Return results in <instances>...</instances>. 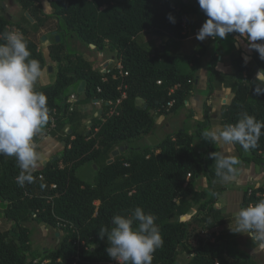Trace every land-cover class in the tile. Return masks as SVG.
I'll list each match as a JSON object with an SVG mask.
<instances>
[{
	"label": "trees",
	"instance_id": "obj_1",
	"mask_svg": "<svg viewBox=\"0 0 264 264\" xmlns=\"http://www.w3.org/2000/svg\"><path fill=\"white\" fill-rule=\"evenodd\" d=\"M15 1L23 14L14 21L0 7V33L17 29L26 39L29 59L38 60L42 69L35 87L47 96L49 109V120L34 142L49 135L64 146L59 156L32 170L34 182L23 187L16 182L21 171L16 160L0 155V264H120L107 254V237L99 232L110 231L115 215L131 218L136 207L155 217L164 241L152 264H252L228 237L216 234L235 219L215 207L229 184L215 175L210 153H221L217 145L208 141L206 150L195 147L188 117L182 131L155 146L142 143L153 134L157 117L186 108L194 83L185 69L201 53L199 46L179 59L137 39L146 32L183 39L184 19L200 10L197 0H46L49 13L41 0ZM50 20L56 31L48 53L55 72L51 85L41 88L49 76L37 37ZM74 42L93 48L107 42L122 70L113 65L100 72L74 50ZM228 63L234 71L228 82L233 98L215 123L234 124L243 112L264 121V95L253 91L264 60L255 51L246 65L241 56ZM81 82L85 87L78 94ZM71 91L91 108L70 110L66 101ZM93 101L102 111L99 117H93ZM124 146L128 149L112 157ZM233 146L241 164L264 166V134L248 157L239 144ZM262 199L264 185L249 186L243 190L242 207ZM30 220L63 231L58 249L41 251L32 245L24 226ZM206 230L211 231L207 240L202 236Z\"/></svg>",
	"mask_w": 264,
	"mask_h": 264
},
{
	"label": "clouds",
	"instance_id": "obj_2",
	"mask_svg": "<svg viewBox=\"0 0 264 264\" xmlns=\"http://www.w3.org/2000/svg\"><path fill=\"white\" fill-rule=\"evenodd\" d=\"M207 17L196 33V39L204 41L225 39L237 33L236 47L241 38L249 50L259 53L264 60V0H197ZM168 20L175 23L170 13ZM0 155L16 160L20 173L16 182L20 187L34 182L31 170L37 166L39 154L34 138L49 120L47 96L36 90L41 75L40 62L29 59L31 52L24 36L17 31L0 33ZM250 57L244 56L246 65ZM253 91L264 95V70L256 74ZM264 129V121L243 112L234 124H227L202 133L206 141L223 145L239 144L244 151L257 146ZM214 159L215 175L224 182L236 179L241 161L232 155L210 153ZM112 226L101 229V238L107 237L106 252L123 264H152L153 254L163 246L160 229L152 214L136 207L131 218L112 217ZM136 225L135 227L133 225ZM233 233H248L264 248V199L247 207H241L235 216ZM104 233H107L106 235Z\"/></svg>",
	"mask_w": 264,
	"mask_h": 264
},
{
	"label": "crops",
	"instance_id": "obj_3",
	"mask_svg": "<svg viewBox=\"0 0 264 264\" xmlns=\"http://www.w3.org/2000/svg\"><path fill=\"white\" fill-rule=\"evenodd\" d=\"M187 1L191 0H184L185 3ZM42 5L45 13H49V5L47 8L48 11H46L43 3ZM0 7L2 9L1 11L14 21L18 20L23 14L20 5L13 0H0ZM7 9L8 11H6ZM206 19L207 17L201 9L197 14L188 15L183 21V33L185 37L181 40H171L166 36H157L153 32L143 33L137 39L140 44L147 45L150 50H157L159 53L175 56L179 59L191 55L192 52L200 46L199 51L201 55H196L197 63H189L185 69L187 73L193 76L194 83V89L190 92V96L186 101V108L174 115H162L155 119L154 132L149 136H154L157 140V144L167 135L182 131L185 126V120L188 117L186 125H188L189 132L194 136L195 147H199L200 150H206L209 142L203 139L202 133L222 128L215 123L217 114L223 107L228 105L233 98V93L228 85V82L232 80L234 76L233 68L228 63L229 58L232 56H241L243 59L244 56H248L250 57L249 61H251L254 55L255 50H249L243 38H241L242 42L240 46L236 47L237 33L228 34L223 40L219 38L213 39L211 37L202 42L197 40L196 33ZM13 31L19 32L17 29H13ZM50 44L49 37L43 36L40 38L38 48L43 56L47 69L51 68V71L48 70L49 82L40 83L41 88H46L51 85L53 81L52 75L55 72V64L51 62L48 53ZM84 49L86 53H81V55L92 60L95 63V68L100 72L106 71L113 65H116L117 68L119 62L107 42L104 43L103 47L93 48L84 46ZM74 50H76V48H74ZM37 82H39V78ZM69 94H75V92L71 91ZM76 98L77 101L74 106H78V109H82L84 106L88 109L91 108V106L84 104L81 98ZM93 105V117H99L102 111L97 101H93ZM204 123L205 125H202ZM85 124L89 126V122ZM149 136L142 140L143 144L150 145L147 140ZM215 144L220 149L221 154L225 156H237V151L233 145H223L222 143ZM35 146L39 154V160L34 169L59 156L63 151L64 145L57 139H53L49 135H46L42 137ZM247 152L248 151H243L244 157L249 156V152ZM255 170H257V173ZM263 170L264 166H260L258 169L255 164H241L236 179L229 182L226 191L218 198L215 207L235 218L236 213L242 207V199L237 200L233 196V193L236 189L241 187L245 189L249 186L258 187L264 185V181H260V179L256 177L262 176ZM245 173L247 174L244 182L243 175ZM242 183H245V185H242ZM230 227H235V219L219 229H222L224 232L228 231L230 234ZM216 234L218 235V233ZM239 234L245 237V244L242 250H238L235 243L232 241L236 239ZM228 242L233 245L238 253L246 256L252 264H264V248H261L259 243L250 237V234H233V236L229 237Z\"/></svg>",
	"mask_w": 264,
	"mask_h": 264
},
{
	"label": "rangeland",
	"instance_id": "obj_4",
	"mask_svg": "<svg viewBox=\"0 0 264 264\" xmlns=\"http://www.w3.org/2000/svg\"><path fill=\"white\" fill-rule=\"evenodd\" d=\"M15 1V0H13ZM42 3L44 4L46 11H48V2L46 0H41ZM8 11V9L6 10ZM55 22L53 20H50L48 22V24L46 25V28L42 30V32H40V34L37 37V43L38 45L40 44V38L43 36H47L50 38V42L52 43L54 38H55ZM73 47L76 48V51H78L80 54H85L86 50L84 49L83 45H79V42H74L73 43ZM248 153V152H247ZM257 173V170H255ZM246 174L245 173L244 176V182L246 179ZM258 179H260V181H264V170L262 173V176H256ZM243 178V177H242ZM242 185H245V183H242ZM243 190L244 188H238L236 189V191L233 193V196L238 200V199H242V195H243ZM194 214V211L190 212L189 215L186 218H189L190 216H192ZM24 226L27 227L30 231V242L32 243V245L34 246H38L39 249L41 251H50V250H56L59 247L60 244V240L62 239L63 236V231H57V230H51V229H47L43 226H39L35 221L30 220L26 223H24ZM230 234L228 233V231H223L222 229H218L217 233H218V237H222V238H226L233 236V234H237V233H233L231 231H229ZM211 233V231H205L202 233V236L204 237V239H208L209 238V234ZM231 239V238H230ZM245 237L241 236V234L238 235V237L236 239H233L232 241L235 243L237 249H241L245 244ZM33 250L31 251V254L29 255L30 258L34 255L33 254ZM37 261V260H36ZM35 261V262H36ZM119 262V261H118Z\"/></svg>",
	"mask_w": 264,
	"mask_h": 264
},
{
	"label": "water",
	"instance_id": "obj_5",
	"mask_svg": "<svg viewBox=\"0 0 264 264\" xmlns=\"http://www.w3.org/2000/svg\"><path fill=\"white\" fill-rule=\"evenodd\" d=\"M56 40H59V37H56ZM48 70L51 71V68H48ZM84 87H85V82H81L80 85L77 88V93L81 94L84 91ZM147 140H148L150 146H155L157 144V140L155 139L154 136H149L147 138ZM127 149H128L127 146H124V147H120V148L114 150L112 152V157L117 156L119 153H121V152H123V151H125ZM259 167L260 166H257L258 169H259Z\"/></svg>",
	"mask_w": 264,
	"mask_h": 264
},
{
	"label": "built area",
	"instance_id": "obj_6",
	"mask_svg": "<svg viewBox=\"0 0 264 264\" xmlns=\"http://www.w3.org/2000/svg\"><path fill=\"white\" fill-rule=\"evenodd\" d=\"M117 69L120 71L122 70V66L120 63L117 65ZM124 74L126 75V73H124ZM123 97H124V95H122V98ZM76 101H77V98H76L75 94H70L69 97L67 98V101H66L70 105V107H69L70 110H72ZM120 101H121V99L117 100L116 105H118L120 103ZM171 104L172 103H170L169 106H171ZM116 105H114V106H116ZM113 112H114V110L112 109L109 114H112ZM52 127H53V125H52Z\"/></svg>",
	"mask_w": 264,
	"mask_h": 264
}]
</instances>
